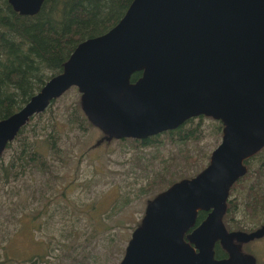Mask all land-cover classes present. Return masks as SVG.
Here are the masks:
<instances>
[{"label":"water","instance_id":"95a60500","mask_svg":"<svg viewBox=\"0 0 264 264\" xmlns=\"http://www.w3.org/2000/svg\"><path fill=\"white\" fill-rule=\"evenodd\" d=\"M8 1L22 16L45 2ZM73 87L89 121L116 139H148L201 116L223 125L209 166L148 203L120 264H252L234 240L260 239L264 228L228 232L222 218L246 161L264 148V0H134L117 26L80 44L61 74L0 121V155ZM201 212L208 216L197 225ZM217 242L229 259H215Z\"/></svg>","mask_w":264,"mask_h":264},{"label":"trees","instance_id":"16d2710c","mask_svg":"<svg viewBox=\"0 0 264 264\" xmlns=\"http://www.w3.org/2000/svg\"><path fill=\"white\" fill-rule=\"evenodd\" d=\"M133 2L134 0H45L37 15L22 16L8 0H0V121L20 111L42 91L48 81L61 74L80 44L101 37L117 26ZM142 75L143 72L134 73L132 82H137ZM55 103L56 100L44 113L31 118L15 140L6 147L5 151L9 150L10 153L7 155L4 151L0 155V184H4L2 189L12 182L24 183L36 175L41 177L46 188L63 182L61 175H67L64 164L68 167L76 161V133L85 134L89 128H97L83 111L81 98L67 107L60 118H46L48 110L53 112ZM195 119L188 120L174 131L144 140L116 139L97 128L103 134L102 141L105 142L102 144L129 143L137 157L135 163L129 159L130 170L125 178L118 179L119 175H115L106 186L96 184L95 191L85 201L84 208L88 206L89 226L93 230L92 240L85 248L95 242L98 247L107 249L110 260L116 262L123 254V243L129 231L134 232L141 225L139 213L135 214L138 211L137 202L149 198V203L176 183L196 177L209 166L215 150L212 154L196 156H190L186 150L161 157L159 152L156 157H150L148 151L159 148V140L163 135L170 136L172 143L186 145L193 141L201 131L195 134L198 127L187 128V125L193 124ZM175 136L179 141H175ZM177 158L184 159V167L191 164L196 166L195 172L182 173ZM246 166V175L231 188L227 209L222 218L228 232L251 234L264 228V148L248 159ZM147 174L153 175L152 178H145V181L148 178L151 181L148 185L137 188L139 180L134 183L128 181L132 175L140 179L143 178L141 175ZM44 176H48L46 180ZM64 189L67 190L68 185ZM105 209L106 219L110 221L107 223L102 221ZM207 215L206 212L199 213L197 225L204 222ZM239 215L251 220L254 225L248 228L243 223L244 219H238ZM74 235L75 232L71 231L68 237ZM104 235H112V238L108 240ZM219 243L214 249L216 257L225 258L227 252ZM58 247L63 253L69 252L76 264L79 249L76 238L73 242L59 243ZM258 262L262 264L263 261L258 258Z\"/></svg>","mask_w":264,"mask_h":264},{"label":"rangeland","instance_id":"374dc122","mask_svg":"<svg viewBox=\"0 0 264 264\" xmlns=\"http://www.w3.org/2000/svg\"><path fill=\"white\" fill-rule=\"evenodd\" d=\"M80 98L81 94L76 87L69 89L56 100L53 112L48 110L46 118L53 116L60 118L65 109ZM192 127H198L195 134L201 131L193 141L182 145L172 143L170 136L163 135L159 140V148L148 150L150 157H156L157 152L161 157L186 150L190 156L212 154L222 142V123L211 118L198 117L193 124L187 125V128ZM175 137V141H179L177 136ZM102 139L103 134L97 128H89L85 134L76 133V161L68 167L64 164L63 168L67 175H61L63 182L54 184L52 188H46L39 175L24 183L12 182L4 189H2L4 184H0V264H74L69 252L63 253L58 247L59 243L73 242L74 238L76 246L79 247L76 264L80 261V264H120L133 231H129L123 243V254L116 262H112L107 249L98 247L97 243L94 242L85 248L92 240L93 230L89 226L88 206L84 207L85 201H88L95 191L96 184L106 186L115 175H119L118 179L125 178L130 170L129 159L135 163L137 154L129 143L111 142L107 145L102 144L105 142ZM5 153L8 155L10 151L7 150ZM177 160L182 173L195 172L196 166L191 164L184 167V159ZM132 176L128 181L134 183L139 180L137 188L148 185L151 182L149 178L153 177L148 174L141 175L143 178L140 179ZM47 177L44 176V180ZM146 177H149L147 181ZM67 185L68 189L65 190L64 187ZM143 199L145 200L138 201L136 205L138 211L135 214L139 213L140 221L145 216L149 198ZM106 215L105 209L102 215L104 223L110 222ZM238 219L244 217L239 215ZM243 223L248 228L254 225L249 219H244ZM71 231L75 232L74 237H68ZM111 236H107V239L110 240ZM248 249L256 253L264 264V240L252 241Z\"/></svg>","mask_w":264,"mask_h":264},{"label":"flooded vegetation","instance_id":"af4514ba","mask_svg":"<svg viewBox=\"0 0 264 264\" xmlns=\"http://www.w3.org/2000/svg\"><path fill=\"white\" fill-rule=\"evenodd\" d=\"M208 216V215H207ZM264 237V236H263ZM262 237V238H263ZM262 238H260V239H262ZM260 239H254V240H252V241H255V240H260ZM252 241H250V242H247V243H240V242H238L237 240H234V244L239 248V250H240V252L242 253V255L243 256H245V257H249L251 260H252V264H259V262H258V257H257V255H256V253H254V252H250L249 251V249H248V244L249 243H251ZM218 243V242H217ZM216 243V244H217ZM221 246H222V244L221 243H219ZM216 246V245H215ZM223 247V246H222ZM215 249V248H214ZM224 249V248H223ZM226 251V250H225ZM227 252V251H226ZM230 258V255H229V253L227 252V257H225V258H221V259H219V258H217L216 257V253H215V259L216 260H225V259H229Z\"/></svg>","mask_w":264,"mask_h":264}]
</instances>
